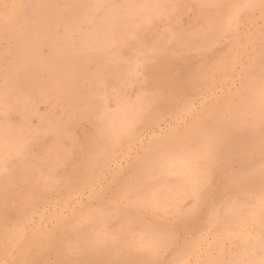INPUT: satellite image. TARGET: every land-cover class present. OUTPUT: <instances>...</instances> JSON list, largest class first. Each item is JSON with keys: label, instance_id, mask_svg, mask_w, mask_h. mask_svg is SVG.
<instances>
[{"label": "rangeland", "instance_id": "1", "mask_svg": "<svg viewBox=\"0 0 264 264\" xmlns=\"http://www.w3.org/2000/svg\"><path fill=\"white\" fill-rule=\"evenodd\" d=\"M263 113L264 0H0V264H264Z\"/></svg>", "mask_w": 264, "mask_h": 264}, {"label": "bare ground", "instance_id": "2", "mask_svg": "<svg viewBox=\"0 0 264 264\" xmlns=\"http://www.w3.org/2000/svg\"><path fill=\"white\" fill-rule=\"evenodd\" d=\"M104 3H105V2H104ZM260 102H261V101H260ZM117 104H118V103H117ZM260 104H262V102H261ZM120 106H121V105H120ZM124 113H125V112H124ZM131 113H132V112H131ZM111 114H112V113H111ZM121 114H122V113H121ZM125 114H126V113H125ZM263 114H264V113H263ZM116 115H117V114H116ZM118 115H119V114H118ZM123 116H124V114H122V116H115V118H116V117H119V120H118V121H117L116 119H114V120L120 123V119H121V117L123 118ZM127 116H129L128 113H127ZM259 116H260V115H259ZM125 118H126V117H124V119H125ZM127 118H129V117H127ZM127 118H126V119H127ZM114 120H113V121H114ZM121 120H122V119H121ZM113 121H112V123H113ZM127 121H128V120H127ZM127 121H126V122H127ZM122 122H123V121H122ZM114 124H115V123H114ZM114 124H112V125H114ZM117 124H118V123H117ZM123 124H124V123H122V125H123ZM125 124H126V123H125ZM246 124H247V123H246ZM120 125H121V124H120ZM120 125L118 124L117 129H120V130H121ZM115 126H117V125L115 124ZM123 126H124V125H123ZM110 127H111V126H110ZM112 128H113V127H112ZM115 128H116V127H115ZM115 128H113V130H114ZM125 129H126V128H125ZM109 130H112V129H109ZM113 130H112V131H113ZM115 130H116V129H115ZM115 130H114V131H115ZM122 131H123V129H122ZM116 132H117V131H116ZM257 135H258V134H256V136H257ZM263 135H264V134H263ZM111 136H112V135H111ZM112 137H113V136H112ZM243 138H244V137H243ZM254 138H255V137H254ZM260 138H261V135H260ZM232 139H233V141H234V138H232ZM256 139H258V138H256ZM236 140H237V139H236ZM236 140H235V142H236ZM243 140H244V139H243ZM263 140H264V137L262 138V141H263ZM112 141H113V140H112ZM233 141H231V144H232ZM115 142H116V141H114V143H115ZM237 142H238V140H237ZM263 143H264V142H263ZM231 144H230V145H231ZM233 144L235 145V143H233ZM231 146H232V145H231ZM228 147H229V146H228ZM224 148H225V147H224ZM226 149H228V148H226ZM188 155H190V154H188ZM193 155H194V154H193ZM186 156H187V155L184 156V154H183V157H186ZM190 156L192 157V155H190ZM183 157H182V154H181V159H184ZM194 157H195V156H194ZM168 158H170V157H168ZM195 158H197V157H195ZM170 159H171V158H170ZM176 159H178V158H176ZM181 159H180V160H181ZM185 159H186V158H185ZM191 159H192V158H191ZM180 160H179V161H180ZM186 160H187V159H186ZM188 160H189V159H188ZM179 161H178V162H179ZM184 161H185V160H184ZM190 161H191V160H190ZM195 161H196V159H195ZM197 161H198V159H197ZM164 162H165V164H166V162H167L166 159L163 161V164H164ZM170 162H173V161H170ZM176 162H177V160H176L174 163H176ZM168 163H169V162H167V164H166V165H167V169L169 168V167H168V166H169ZM180 163H181V162H180ZM172 164H173V163H172ZM183 164H184V166H183V165H178V164H177V165L175 164V165H176V166H179L180 168H181V166H183L184 168H187V167H185V162H184ZM186 164H187V163H186ZM188 164H189V163H188ZM196 164H197V163H196ZM171 166H172V165H171ZM173 166H174V165H173ZM193 166H194V165H193ZM197 167H198V164H197ZM199 167H200V166H199ZM171 168H172V167H171ZM180 168H179V170L182 171ZM165 169H166V168H165ZM175 169H176V167H175ZM177 169H178V168H177ZM187 169H188V171H187ZM187 169H186L187 172H191V171H189L190 166H188ZM193 169H194V168H193ZM195 169H198V168H195ZM201 169H202V168H201ZM201 169H199V170H201ZM153 170H154V169H153ZM172 170H174V169H172ZM203 170H204V169H203ZM160 171H161V170H160ZM162 171H164V170H162ZM167 171H168V170H167ZM167 171H164V173L167 172ZM180 171H178V172H180ZM196 171H197V170H196ZM201 171H202V170H201ZM171 172H172V171H171ZM171 172L168 171L169 174H168V173H167V174H168L169 176H171V175H170ZM183 172H184V171H183ZM183 172H182V173H183ZM193 172H194V170H193ZM198 172H199V171H198ZM198 172H197V173H198ZM202 172H203V171H202ZM182 173H181V174H182ZM195 173H196V172H195ZM165 174H166V173H165ZM174 174H175V173H174V171H173V175H174ZM178 174H180V173H178ZM178 174H177V175H178ZM185 174H186V173H185ZM185 174H184V173L182 174L183 177L186 176ZM162 175H164V174H162ZM168 175H167V176H168ZM173 175L171 176V178H173ZM177 175H176V176H177ZM188 175H189V174H188ZM191 175H192V174H191ZM195 175H196V174H195ZM260 175H263V174H260ZM260 175H259V177H260ZM176 176H175V178H176ZM189 176H190V175H189ZM196 176H197V175H196ZM163 177H164V176H163ZM180 177H181V176H180ZM180 177H179V178H180ZM192 177H193V176H192ZM198 177H199V176H198ZM198 177H197V178H198ZM200 177H201V176H200ZM203 177H205V176H203ZM259 177H257V178L259 179ZM263 177H264V175H263ZM164 178H166V175H165ZM169 178H170V177H169ZM186 178H187V177H186ZM195 178H196V177H195ZM255 178H256V177H255ZM261 178H262V176H261ZM177 179H178V177H177ZM181 179L184 180L185 178H181ZM181 179H179V181H178L179 183H180ZM187 179H189V177H188ZM187 179H185V181H186ZM242 179H243V178H242ZM173 180H174V182H176L175 179H173ZM199 180H202V179L200 178V179H198L197 181L199 182ZM238 180H239V179H238ZM252 180H253V179H252ZM167 181H168V180H167ZM171 181H172V180H171ZM185 181H184V183H185ZM187 181H189V180H187ZM197 181H196V182H197ZM202 181H203V180H202ZM233 181H234V180H233ZM235 181H236V180H235ZM223 182H224V181H223ZM225 182H226V181H225ZM238 182H239V181H238ZM245 182H246V181H245ZM254 182H255V181H254ZM158 183H159V182H158ZM165 183H166V182H165ZM182 183H183V182H182ZM184 183H183V184H184ZM186 183H187V182H186ZM201 183H202V182H201ZM203 183H204V182H203ZM230 183L232 184V182H230ZM256 183L258 184V182H256ZM147 184H148V183H147ZM169 184H170V183H169ZM174 184H175V183H173V186H176V185H174ZM189 184H191V183L189 182ZM192 184H193V182H192ZM233 184H234V182H233ZM236 184H237V183H236ZM262 184H263V183H262ZM171 185H172V184H171ZM171 185H170L169 187H171ZM178 185H179V184H177V186H178ZM234 185H235V184H234ZM259 185H260V184H259ZM166 186H167V185H166ZM179 186H180V185H179ZM187 186H188V183H187ZM189 186H191V185H189ZM189 186H188V187H189ZM197 186H199V184H198ZM201 186H202V185H201ZM220 186H221V185H220ZM242 186H243V185H242ZM254 186H255V184H254ZM254 186H253V187H254ZM257 186H258V185H257ZM257 186H256V188H257ZM169 187H168V189H169ZM180 187H181V186H180ZM180 187H179V190H178V191H181V190H180ZM182 187H183V186H182ZM184 187H185L184 190H185V189L187 190V187H186L185 184H184ZM192 187L195 188V186H192ZM166 188H167V187H166ZM166 188L164 189V187H163V189H164V193H165V191H167ZM174 188H175V187H174ZM193 188H192V189H193ZM196 188H197V187H196ZM196 188H195L194 190H196ZM221 188H222V187H221ZM223 188H224V187H223ZM235 188H236V186H235ZM240 188H241V187H240ZM243 188H244V186H243ZM243 188H241V190H242ZM245 188H246V187H245ZM250 188H251V187H250ZM175 189H178V187H176ZM198 189H199V188H198ZM248 189H249V188H248ZM259 189H260V188H259ZM263 189H264V188H263ZM157 190H158V189H157ZM161 190H162V189H161ZM170 190L173 191L172 189H170ZM188 190H189V189H188ZM194 190H193V191H194ZM227 190H228V189H227ZM230 190H231V189H230ZM230 190H229V191H230ZM233 190H234V189H233ZM243 190H244V189H243ZM245 190H247V189H245ZM249 190L252 192L254 189H253V190L249 189ZM158 191H159V190H158ZM158 191H157V192H158ZM171 191H170V192H171ZM174 191H175V190H174ZM193 191H192V192H193ZM219 191H220V190H219ZM224 191H225V190H224ZM256 191H257V190H256ZM260 191H261V190H260ZM157 192H156V194H157ZM167 192H168V191H167ZM175 192H176V191H175ZM186 192H187V191H186ZM189 192H191V191H189ZM198 192H199V190H198ZM235 192H236V191H235ZM235 192H233V193H235ZM242 192H243V191H242ZM263 192H264V191H263ZM151 193H152V192H151ZM168 193H169V192H168ZM182 193H183V190H182ZM182 193H181V194H182ZM187 193H188V192H187ZM221 193H222V192H221ZM227 193L229 194L230 192H227ZM239 193H240V192H239ZM246 193H247V195H249V194H248L249 192L246 191ZM259 193H260V192H259ZM158 194H159V192H158ZM160 194H163V191H162ZM170 194L172 195V193H170ZM191 194H192V193H191ZM191 194H190V195H191ZM225 194H226V192L224 193V195H225ZM231 194H232V193H231ZM235 194H236V193H235ZM235 194H233V195H235ZM240 194H242V193H240ZM252 194H253V193H252ZM174 195H175V194H174ZM187 195H188V194H187ZM224 195H223L222 198H224ZM226 195H227V194H226ZM226 195H225V196H226ZM236 195H237V194H236ZM153 196H154L153 198H155V195H153ZM156 196H157V195H156ZM164 196H165V195H164ZM166 196H167V194H166ZM244 196H245V195H244ZM262 196H264V195L262 194ZM159 197H160V195H159ZM161 197H163V196H161ZM172 197H173V196H172ZM172 197H171V198H172ZM180 197H181V196H180ZM226 197L228 198V196H226ZM229 197L231 198V196H229ZM232 197H233V196H232ZM239 197H240V196H239ZM255 197H256V196H255ZM151 198H152V197H151ZM153 198H152V200H153ZM167 198H169V197L167 196ZM167 198H165V199L167 200ZM174 198H175V196H174ZM176 198H177V197H176ZM178 198H179V197H178ZM178 198H177V199H178ZM242 198H243V196H242ZM256 198H257V197H256ZM261 198H262V197H261ZM172 199H173V198H172ZM198 199H199V198H198ZM220 199H221V198H220ZM251 199H252V198H251ZM254 199H255V198H254ZM259 199H260V198H259ZM154 200H155V199H154ZM156 200H157V199H156ZM218 200H219V199H218ZM228 200H229V198H228ZM177 201H178V200H177ZM180 201H181V200H180ZM225 201H227V200H225ZM236 201H237V200H236ZM152 202H153V201H152ZM156 202H158V201H156ZM160 202H161V201H160ZM170 202H172L171 199H170ZM199 202H200V201H199ZM217 202H220V200L217 201ZM222 202H223V201H222ZM239 202H240V201H239ZM247 202H248V201H247ZM256 202H258V201H255V203H256ZM259 202H260V201H259ZM259 202H258V203H259ZM173 203L176 204L175 201H173ZM229 203H230V202H229ZM233 203H234V202H233ZM241 203H242V200H241ZM243 203H244V202H243ZM158 204H159V203H158ZM163 204H164V203H163ZM170 204H172V203H170ZM175 204H174V206H175ZM211 204H212V203H211ZM221 204H222V203H221ZM246 204H247V203H246ZM246 204H245V205H246ZM252 204H253V203H252ZM263 204H264V203H263ZM263 204H262V205H263ZM136 205H137V204H136ZM150 205H151V204H150ZM152 205H153V203H152ZM229 205H230V204H229ZM231 205H232V204H231ZM247 205H248V204H247ZM249 205H250V204H249ZM254 205H255V204H254ZM254 205H252V206H254ZM140 206H141V205H140ZM146 206H147V205H146ZM177 206H179V205H177ZM209 206H210V205H209ZM223 206H224V205H223ZM240 206H241V205H240ZM240 206H239V207H240ZM252 206H251V208H253ZM171 207H173V206H171ZM231 207H232V206H231ZM244 207H245V206H244ZM259 207H260V206H259ZM138 208H139V207H138ZM152 208H155V207H152ZM156 208H157V207H156ZM158 208H159V207H158ZM158 208H157V209H158ZM168 208H169V207H168ZM210 208H211V207H210ZM213 208H215V207H213ZM221 208H222V207H221ZM224 208H225V207H224ZM224 208H223V209H224ZM236 208H237V207H236ZM247 208H248V207H247ZM247 208H246V209H247ZM255 208H256V207H255ZM261 208H264V207H261ZM140 209H142V208H140ZM166 209H167V208H166ZM223 209H222V211H224ZM226 209H227V208H226ZM240 209H242V208H240ZM256 209H257V208H256ZM259 209H260V208H259ZM235 210H236V209H235ZM243 210H245V209H243ZM249 210H250V209H249ZM249 210H246V211H249ZM261 210H262V209H261ZM160 211H161V210H160ZM208 211H209V210H208ZM211 211H213V210H211ZM252 211H254V210L252 209ZM244 212H245V211H244ZM260 212H262V211H260ZM246 213H247V212H246ZM249 213H250V211H249ZM249 213H248V214H249ZM207 214L209 215V212H208ZM217 214H218V213H217ZM221 214H222V215H219V216L222 217L224 214H223V213H221ZM228 214H229V213H228ZM240 214H241V212H240ZM260 214H262V213H260ZM226 215H227V214H226ZM231 215H232V214H231ZM234 215H235V214H234ZM241 215H242V214H241ZM243 215H244V213H243ZM250 215H251V213H250ZM244 216H245V215H244ZM252 216L254 217L255 214H253ZM209 217H210V216H209ZM221 217H220V218H221ZM248 217H249V215H248ZM248 217H247V218H248ZM261 217H262V216H261ZM225 218H226V217H225ZM229 218H230V216H229ZM231 218H232V216H231ZM231 218H230V219H231ZM234 218H235V217H234ZM242 218H243V217H242ZM244 218H245V217H244ZM244 218H243V219H244ZM247 218H246V219H247ZM250 218H251V217H250ZM223 219H224V218H223ZM221 220H222V219H221ZM225 220H226V219H225ZM240 220H241V219H240ZM258 220H259V219H258ZM218 221H220V220H218ZM218 221H217V222H218ZM244 221H245V220H244ZM247 221H248V220H247ZM253 221H254V220H253ZM261 221H262V220H261ZM206 223H207V221H206ZM209 223H210V222H209ZM219 223H221V221H220ZM245 223H246V222H244V223L242 222V224H244V225H245ZM250 223H252V221H251ZM254 223H255V221H254ZM254 223H253V224H254ZM256 223H257V222H256ZM207 224H208V223H207ZM207 224H206V225H207ZM230 224H233V223H230ZM238 224H240V223L238 222ZM262 224H263V223H262ZM219 225H220V224H219ZM220 226H221V225H220ZM235 226H236V225H233V227H235ZM245 226H246V225H245ZM222 227H224V226H222ZM230 227H231V226H230ZM233 227H231V229H232ZM247 227H248V226H247ZM251 227H252V226H251ZM251 227H250V228H251ZM207 228H208V226H207ZM215 228H216V227H215ZM226 228H229V227H226ZM226 228H224V229H226ZM239 228H240V227H239ZM242 228L244 229V227H242ZM210 229H211V228H210ZM213 229H214V228H213ZM213 229H212V230H213ZM245 229H246V228H245ZM245 229H244V230H245ZM217 230H219V226H218V229H217ZM222 230H223V228H222ZM238 230H239V229H238ZM240 230H242V229H240ZM255 230H256V226H255ZM255 230H254V231H255ZM209 231H210V230H209ZM213 231H214V230H213ZM220 231H221V230H220ZM252 231H253V230H252ZM252 231H251V232H252ZM260 231H261V230H260ZM221 232H222V231H221ZM223 232H224V231H223ZM212 233H213V232H212ZM242 233H243V232H242ZM252 233H253V232H252ZM216 234H217V233H216ZM219 234H220V232H219ZM233 234H235V233H233ZM256 234H257V232L255 233V236H256ZM217 235H218V234H217ZM223 235H224V234H223ZM223 235H222V236H223ZM231 235H232V234H231ZM240 235H241V234H240ZM213 236H214V235H213ZM219 236H220V235H219ZM252 236H253V235H252ZM252 236H251V238H252ZM255 236H254V237H255ZM211 237H212V236H211ZM234 237H235V236H234ZM242 237H243V236H242ZM150 238H151V237H150ZM165 238H166V237H165ZM213 238H214V237H213ZM223 238H224V237H223ZM223 238H222V239H223ZM226 238H227V237H225L224 239H226ZM232 238H233V236H232ZM240 238H241V237H240ZM240 238H239V239H240ZM245 238H246V237H245ZM247 238H248V236H247ZM249 238H250V236H249ZM249 238H248V239H249ZM141 239H142V238H140V240H141ZM154 239H155V240H154ZM220 239H221V237H220ZM236 239H237V238H236ZM260 239H261V238H260ZM142 240H143V239H142ZM146 240H147V239H146ZM150 240H151V239H150ZM153 240H154L155 243L152 242V241H151V242L154 243V244H157V243H156L157 241H156V238H155V237L153 238ZM217 240H219V239H217ZM228 240H229V239H228ZM228 240H227V241H228ZM231 240H232V239H231ZM233 240H234V238H233ZM233 240H232V241H233ZM240 240H241V239H240ZM203 241H204V240H203ZM215 241H216V239H215ZM235 241H236V240H235ZM258 241H259V240H258ZM260 241H261V240H260ZM142 242H143V241H142ZM142 242H140V243H138V244H141V245H142ZM146 242H147V241H146ZM198 242H200V241H198ZM217 242H218V241H217ZM238 242H239V241H238ZM243 242H244V241H243ZM255 242H256V240H255ZM261 242H262V241H261ZM152 243H150V244H152ZM212 243H213V242H212ZM232 243H233V242H232ZM148 244H149V242H148ZM154 244H153V245H154ZM214 244H215V243H214ZM230 244H231V243H230ZM251 244L253 245V243H251ZM159 245H160V243H159ZM212 245H213V244H212ZM227 245H228V244H227ZM234 245H235V244H234ZM240 245H241V243H240ZM245 245H246V244H245ZM248 245H249V244H248ZM258 245H260V244H258ZM139 246H140V245H139ZM142 246H143V245H142ZM151 246H152V245H151ZM157 246H158V245H157ZM161 246H162V245H161ZM196 246H197V245H196ZM200 246H201V245H200ZM222 246H223V245H222ZM232 246H233V244H232ZM243 246H244V244H243ZM246 246H247V245H246ZM262 246H264V245H262ZM140 247H141V246H140ZM140 247H139V248H140ZM182 247H184V245H183ZM214 247H215V246H214ZM256 247H257V246H256ZM139 248H137V249H139ZM185 248H186V247H185ZM185 248H184V249H185ZM220 248H221V247H220ZM220 248H219V249H220ZM225 248H226V247H225ZM233 248H235V247H233ZM240 248H241V247H240ZM244 248H247V247H244ZM249 248H250V247H249ZM259 248H260V247H259ZM263 248H264V247H263ZM141 249H142V248H141ZM152 249H153V248H152ZM156 249H157V248H156ZM195 249H196V248H195ZM212 249H213V247H212ZM231 249H232V248H231ZM147 250H148V249H147ZM147 250L145 249V252H146ZM215 250H217V249H215ZM246 250H248V249H246ZM256 250H257V249H256ZM256 250H255V251H256ZM141 251H142V250H141ZM143 251H144V250H143ZM154 251H155V250H153V252H154ZM186 251H187V250H186ZM228 251H229V250H228ZM138 252H139V251H138ZM148 252H149V251H148ZM153 252H152V253H153ZM155 252H156V251H155ZM182 252H183V251H182ZM184 252H185V251H184ZM218 252H219V251H218ZM237 252H239V251H237ZM237 252H236V254H237ZM243 252H244V251H243ZM245 252H246V251H245ZM245 252H244V253H245ZM146 253H147V252H146ZM224 253H225V252H224ZM249 253L251 254V251H249ZM258 253H259V252H258ZM139 254H141V253H139ZM189 254H190V253H188L187 255H189ZM245 254H247V253H245ZM245 254H244V255H245ZM255 254H256V253H255ZM116 255L118 256L119 254L116 253ZM121 255H122V254H121ZM145 255H146V254H145ZM145 255H144V256H145ZM190 255H191V254H190ZM225 255H227V254H225ZM240 255H241V254H240ZM240 255H239V256H240ZM244 255H243V256H244ZM262 255H263V254H262ZM139 256H140V255H139ZM142 256H143V255H142ZM144 256H143V257H144ZM182 256H183V255H182ZM182 256H181V257H182ZM198 256H199V255H198ZM220 256H221V255H220ZM233 256H234V255H233ZM259 256H260V255H259ZM120 257H121V256H120ZM120 257H118V259H119ZM181 257H180L179 259H182ZM226 257H227V256H226ZM229 257H231V256H229ZM245 257H246V256H245ZM114 258H115V257H114ZM123 258H124V257H122V259H123ZM136 258H137V257H136ZM153 258H154V257H153ZM197 258H198V257H197ZM220 258H221V257H220ZM246 258H247V257H246ZM138 259L140 260L141 257L138 258ZM138 259H137V260H138ZM143 259H145V261H146V258H143ZM184 259H185V258H184ZM190 259H191V258H190ZM244 259H245V258H244ZM244 259H243V260H244ZM247 259H248V258H247ZM108 260H109V259H108ZM126 260H127V259H126ZM137 260H136V261H137ZM194 260H195V259H194ZM210 260H211V259H210ZM223 260H224V259H223ZM227 260H228V259H227ZM234 260H235V259H234ZM237 260H238V259H237ZM241 260H242V259H241ZM248 260H249V259H248ZM252 260H253V259H252ZM120 261H121V263H122V260H121V259H120ZM123 261H124V260H123ZM127 261H128V260H127ZM130 261H131V260H130ZM140 261H141V260H140ZM140 261H139V262H140ZM151 261H152V259H151ZM151 261H150V262H151ZM191 261H192V260H191ZM217 261H218V259H217ZM249 261H251V260H249ZM257 261H258V260H257ZM90 262H91V261H90ZM106 262H107V261H106ZM111 262H112V261H111ZM131 262H132V261H131ZM142 262H143V261H142ZM188 262H189V261H188ZM192 262H193V261H192ZM220 262H222V260H221ZM230 262H233V261H230ZM260 262H261V261H260ZM124 263H125V262H123V264H124ZM133 263L135 264V261H133ZM185 263H186V262H185ZM190 263H191V262H190ZM194 263H195V262H194ZM202 263H203V262H201L200 264H202ZM222 263H223V262H222ZM224 263H225V262H224ZM236 263H237V262H236ZM253 263H256V262H253ZM253 263H252V261H251L250 264H253ZM258 263H259V261H258ZM263 263H264V262H263ZM90 264H91V263H90ZM109 264H110V263H109ZM126 264H127V263H126ZM149 264H150V263H149ZM171 264H172V263H171ZM196 264H198V263H196ZM210 264H211V263H210ZM214 264H215V263H214ZM225 264H226V263H225ZM244 264H245V263H244ZM256 264H257V263H256Z\"/></svg>", "mask_w": 264, "mask_h": 264}, {"label": "snow or ice", "instance_id": "3", "mask_svg": "<svg viewBox=\"0 0 264 264\" xmlns=\"http://www.w3.org/2000/svg\"><path fill=\"white\" fill-rule=\"evenodd\" d=\"M196 210H197V209H196V207L194 206L193 209H192V211L195 212Z\"/></svg>", "mask_w": 264, "mask_h": 264}]
</instances>
